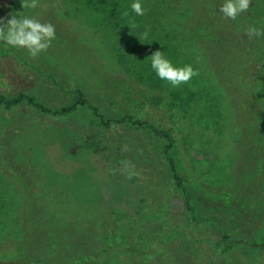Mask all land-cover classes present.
Masks as SVG:
<instances>
[{"label": "rangeland", "instance_id": "1", "mask_svg": "<svg viewBox=\"0 0 264 264\" xmlns=\"http://www.w3.org/2000/svg\"><path fill=\"white\" fill-rule=\"evenodd\" d=\"M0 9L5 22L11 15L35 17L56 30L50 47L36 58L0 43L5 82L0 93L7 100L26 93L46 108L28 100L11 106L0 102V259L10 260L5 264H264L261 249H228L213 240L222 233L224 218L215 213L221 202L211 196L224 190L234 195L230 189L242 184L245 166L255 165L243 143L245 120L235 109L230 81L214 79L202 60L197 64V84L207 81L211 90L206 86L201 95L209 107L194 139L178 130L164 107L118 95L122 82H111V74H117L108 51L115 31L82 1L40 0L39 7L23 9L21 0H0ZM120 27L121 35L125 28ZM259 72H250L255 94L264 88V71ZM81 90L99 106L103 121L88 105H76ZM128 112L168 129L177 140L183 165L195 171L196 188L185 171L183 176L198 223L185 206L186 191L173 178L164 152L169 141L131 124ZM126 161L139 173L133 179L118 176L127 174ZM156 184L162 186L158 196ZM244 189L251 195L252 183ZM141 191L153 195L134 208ZM37 199L53 210L37 208ZM165 206L176 208L163 214Z\"/></svg>", "mask_w": 264, "mask_h": 264}, {"label": "trees", "instance_id": "2", "mask_svg": "<svg viewBox=\"0 0 264 264\" xmlns=\"http://www.w3.org/2000/svg\"><path fill=\"white\" fill-rule=\"evenodd\" d=\"M76 1H82L91 14L101 15L105 20L104 26L113 28L115 31V38L113 36L114 39L108 46V51L111 55V62L115 65L113 71L117 74L115 76L111 74V82H122L118 95L121 93L122 97L126 95L128 98L138 99L143 103L152 101V104L164 107L177 121L178 130L181 133L194 139L200 135L198 129L202 128L200 124L202 120L206 121L205 117L207 116V113L203 111L205 107H209L206 104L208 101L203 102V100H207V96L204 98L201 95L205 94L206 86L211 90L210 83L204 81L206 86L203 83L198 85L196 80L199 76H194L187 84L172 87L167 81L161 80L156 75L151 68V61L147 57L160 50L175 66L191 64L197 71L199 69L197 64L200 66L203 62L204 69L214 79L220 77L226 82L230 81L226 83L229 84V93L232 94L235 109L237 108L239 113H243L242 119L245 120L244 127L248 133H246L247 136L245 135L243 143L247 147V153L255 157V161H253L255 165L245 166L249 170L241 175L242 184L235 185L230 189L234 195H230L227 190L220 193L214 192L213 196L210 195L215 202L219 199L218 201L225 209L223 210L221 207L220 210L215 211L224 220L220 221L222 233L213 240L220 245H225L228 249L242 245L264 251V88L255 94L258 87L256 80L250 74L254 69L256 72L264 71L262 65L264 37L250 36L246 32L249 26L264 30V0H251L249 10L239 15L236 20L225 19L219 11L225 0H142L145 8L143 16H137L131 10L130 6L134 0ZM124 12H129V16H125ZM0 19H3L1 9ZM163 25L164 30L161 32ZM120 26L125 28L121 35L122 28ZM145 31L148 32L147 39L143 38ZM0 43L6 50H12L11 46L2 41ZM262 80L263 78L260 81ZM0 84L5 85L1 73ZM107 84L112 89L104 90L107 93L112 90L111 95L114 93L113 86L110 83ZM220 87L221 91L225 90L222 85ZM208 92L210 93V91ZM98 97L104 99V96L99 95ZM24 100H28L43 110L46 109L42 103L35 101V97L32 95L20 93L7 100V94L0 93V102L9 106ZM212 101L214 106L212 110H214L215 107L218 108V100L215 97ZM78 104H86L91 107L103 121L105 115L100 112L98 105L86 97L83 90L80 91V99L76 102V105ZM73 108L75 106L66 108L64 112ZM125 118L131 124L148 128L157 136L164 137L169 141L164 152L168 156L173 178L186 191L185 206L191 213L192 221L198 223L197 208L192 202V193L186 189L183 176V171H185L189 178V185H193L195 180L192 177L195 175V171H190L187 165H183L175 137L168 129L159 128L147 120L137 119L132 113H126ZM124 175L128 178L126 173L118 174V176ZM249 182L252 183L253 190L251 195H246L244 186ZM156 186H158V191L154 193V196H158L162 191V186L159 184ZM194 187L196 188V186ZM139 194L143 195L138 197L134 208L144 205L153 192L143 193L141 191ZM205 194L208 193L205 192ZM57 199L60 198L57 197ZM34 205H37V208H44L48 213L53 210L48 206L50 211L38 199ZM99 206L105 208L103 204ZM171 208L175 209L176 207L165 206L163 214H167ZM54 212L56 219L58 214L55 210ZM156 216L160 217V214ZM204 220L212 221L208 218H204ZM79 226L82 230L84 224ZM240 226L241 228L237 229ZM20 256L22 257L23 254ZM75 261L77 262V260ZM7 262L10 260L0 259V264ZM75 264H81V262Z\"/></svg>", "mask_w": 264, "mask_h": 264}, {"label": "clouds", "instance_id": "3", "mask_svg": "<svg viewBox=\"0 0 264 264\" xmlns=\"http://www.w3.org/2000/svg\"><path fill=\"white\" fill-rule=\"evenodd\" d=\"M23 9H35L40 6V0H21ZM251 0H225L219 11L225 19L236 20L239 15L249 10ZM131 10L137 16L145 14L142 0H134ZM125 15H128L126 12ZM246 32L250 36L264 37V30L249 26ZM148 32L143 33V38L147 39ZM56 38L55 26L50 22H41L35 17L11 15L10 19H0V41L14 48L26 49L33 58L38 57L42 52L47 51L51 42ZM140 39V38H139ZM151 68L156 75L167 81L172 87H179L187 84L199 72L191 64L175 66L172 61L160 50L155 51L149 57ZM124 169L131 179L134 175H139L134 171V166L129 162H124Z\"/></svg>", "mask_w": 264, "mask_h": 264}]
</instances>
